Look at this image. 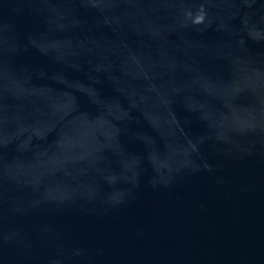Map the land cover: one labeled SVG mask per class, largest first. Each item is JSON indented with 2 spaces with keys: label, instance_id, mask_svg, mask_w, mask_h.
Returning a JSON list of instances; mask_svg holds the SVG:
<instances>
[{
  "label": "water",
  "instance_id": "95a60500",
  "mask_svg": "<svg viewBox=\"0 0 264 264\" xmlns=\"http://www.w3.org/2000/svg\"><path fill=\"white\" fill-rule=\"evenodd\" d=\"M0 264H264V0H0Z\"/></svg>",
  "mask_w": 264,
  "mask_h": 264
}]
</instances>
